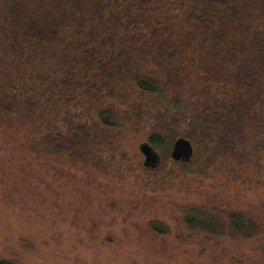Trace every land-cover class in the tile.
<instances>
[{
    "label": "trees",
    "instance_id": "16d2710c",
    "mask_svg": "<svg viewBox=\"0 0 264 264\" xmlns=\"http://www.w3.org/2000/svg\"><path fill=\"white\" fill-rule=\"evenodd\" d=\"M0 178L24 211L43 186L127 185L152 236L264 257V0H0ZM35 235L5 238L0 264L55 244Z\"/></svg>",
    "mask_w": 264,
    "mask_h": 264
},
{
    "label": "rangeland",
    "instance_id": "374dc122",
    "mask_svg": "<svg viewBox=\"0 0 264 264\" xmlns=\"http://www.w3.org/2000/svg\"><path fill=\"white\" fill-rule=\"evenodd\" d=\"M3 179L0 178V195L4 188ZM92 185L89 194L82 192L78 199L72 192L73 201L60 195L52 196L43 186L42 196L27 201L29 209L25 211V200L17 199L14 205H8L0 198V216L6 218L0 219V244L4 245L5 238L14 242L17 236L43 234L47 237L53 234L55 244L49 241L50 246L39 247L40 259L25 254L24 264H264V257L257 252V244L252 241L231 243L238 249L221 253L196 249L171 238L152 236L153 233L146 230L147 221L151 220L150 212L137 208L135 197L131 196L135 189L116 182H104L98 186L93 179ZM85 199L90 203H85ZM113 202L118 203L117 208L109 207L106 226L102 223L92 231L90 219H98L102 216L101 205ZM251 202L254 203L255 199ZM54 218L57 220L52 225ZM73 218H76L73 223H65ZM106 227L111 233L104 231ZM8 231L10 234H6Z\"/></svg>",
    "mask_w": 264,
    "mask_h": 264
},
{
    "label": "water",
    "instance_id": "95a60500",
    "mask_svg": "<svg viewBox=\"0 0 264 264\" xmlns=\"http://www.w3.org/2000/svg\"><path fill=\"white\" fill-rule=\"evenodd\" d=\"M140 151L144 156L145 166H155L157 164L158 157L148 144H142L140 146ZM193 155H194V148L192 146V143L186 138L183 137L178 138L174 143L171 151V156L173 160L189 161L193 158Z\"/></svg>",
    "mask_w": 264,
    "mask_h": 264
}]
</instances>
